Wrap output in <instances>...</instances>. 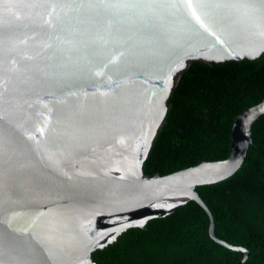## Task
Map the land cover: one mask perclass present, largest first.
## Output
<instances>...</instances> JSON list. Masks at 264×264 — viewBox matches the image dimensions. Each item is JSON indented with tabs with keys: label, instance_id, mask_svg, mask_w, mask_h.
I'll return each mask as SVG.
<instances>
[{
	"label": "water",
	"instance_id": "95a60500",
	"mask_svg": "<svg viewBox=\"0 0 264 264\" xmlns=\"http://www.w3.org/2000/svg\"><path fill=\"white\" fill-rule=\"evenodd\" d=\"M264 0H0V264H97L92 254L242 167L264 100L230 154L170 175L144 164L194 62L259 59Z\"/></svg>",
	"mask_w": 264,
	"mask_h": 264
},
{
	"label": "trees",
	"instance_id": "16d2710c",
	"mask_svg": "<svg viewBox=\"0 0 264 264\" xmlns=\"http://www.w3.org/2000/svg\"><path fill=\"white\" fill-rule=\"evenodd\" d=\"M264 100V54L255 60L194 61L169 100V111L144 164L147 176H166L223 161L239 114ZM216 236L250 251L244 264H264V115L253 124L242 167L230 178L200 186ZM210 217L190 201L164 218L132 228L92 254L97 264H237L244 253L209 235Z\"/></svg>",
	"mask_w": 264,
	"mask_h": 264
}]
</instances>
